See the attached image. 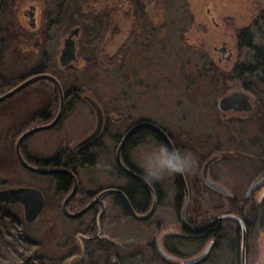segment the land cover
Masks as SVG:
<instances>
[{
	"label": "rangeland",
	"instance_id": "374dc122",
	"mask_svg": "<svg viewBox=\"0 0 264 264\" xmlns=\"http://www.w3.org/2000/svg\"><path fill=\"white\" fill-rule=\"evenodd\" d=\"M164 1H150L145 4L146 13H149V18L145 16V21L147 20L149 29H145L143 47H132L125 60H119L117 52L119 45L124 42L122 34L130 24L119 14L115 16L117 26L114 29L115 34L111 36L113 42L106 51V57L115 58L111 68L107 63H95V66L99 67L80 66L79 73L59 72L56 75L61 80L65 92L72 88L80 93L90 92L108 109L110 127L107 135L101 140V148L97 153L102 169L111 168L114 171L113 157L117 141L111 135L116 136L123 132L125 125L130 121L144 119L167 128L179 140L186 176L192 185H196V190L191 194L189 219L193 222H204L218 215L228 214L229 205L223 198L202 186V166L218 147L217 111L212 103L221 90L216 88L211 79L216 75L217 69L212 73H205L201 63H219L214 48H220L222 43L231 48L238 63H252L250 51L243 50L238 53L235 50V39L237 31L250 27L255 17L264 15V0ZM207 9L214 14L219 27L211 23ZM154 12L158 17L153 16L152 23L150 16ZM152 26L159 28V36L154 43L152 34H149ZM100 33H103L102 29ZM145 41L147 43H144ZM257 44H264L263 35L257 38ZM184 45L188 48L185 49ZM87 54L84 52V57H87ZM153 60L155 65H152ZM181 63H185L187 67ZM24 64L20 67L17 65L9 72L6 81L27 74L28 70L40 63H27L23 66ZM197 76L204 78L197 79ZM190 78L191 83L188 82ZM185 81L189 86L184 85ZM41 84L42 86L30 87L0 103V190L34 187L44 193L47 199L46 208L33 224L24 222V209L21 205H12L4 210L24 224L19 228V232L33 241L35 247L31 251L33 250L40 260L38 264H59L68 254L67 249H61L62 244L71 242L80 229L79 223L62 219L58 206L62 196L55 195L56 192L47 177L26 171L18 163L14 153V144L19 133L46 122H31L36 114L46 112L51 119L57 113L58 98L54 86L48 81ZM11 86L0 82V95ZM43 86L47 88L44 89ZM256 114H259V111ZM256 116L228 114L222 118L219 114L220 160L219 164L215 165L213 174L215 178L219 177L221 185L233 191L234 197L241 205L245 201L244 195L249 185L264 171V131L260 129L259 117ZM93 119L87 104L72 100L66 105L58 126L33 135L24 142V155L28 153L41 160L50 158L57 151H65L93 130ZM182 136L187 139L182 140ZM144 142L146 143L133 154V161L141 170L152 173L160 182L166 198L165 210L170 215L166 223L176 224L172 210L173 199L177 194L174 176L172 171L159 163L163 158L162 151L151 139L146 138ZM32 165L40 167L35 161ZM100 170L98 169L99 173L96 175L101 178L102 183L104 179L102 180ZM261 194V191L256 193L254 199L244 203L245 211L253 207L259 211L255 220L244 216L245 221L252 225L247 237L250 249L248 264H264V201L259 203ZM87 219L88 217L83 219V222ZM107 232L117 245L127 251L124 255L130 258L123 261V264H165L159 259L152 261L148 255L134 257L138 247L140 250L145 249L146 243L154 238V228L150 229L143 224L121 225L111 222ZM236 237L237 228L234 223L224 222L215 250L199 264H236ZM181 250L191 258L203 249L199 244L192 242ZM96 254L97 264H106L103 253Z\"/></svg>",
	"mask_w": 264,
	"mask_h": 264
},
{
	"label": "flooded vegetation",
	"instance_id": "af4514ba",
	"mask_svg": "<svg viewBox=\"0 0 264 264\" xmlns=\"http://www.w3.org/2000/svg\"><path fill=\"white\" fill-rule=\"evenodd\" d=\"M150 1L152 3H159L161 0H0V82L5 83V85H7V83L12 85L9 87L8 91L6 90L0 96L8 93L23 81L38 75H51L58 79L56 74H59V72L68 73L73 71L79 73L80 71L78 68H80V66L92 68L99 67L97 65L95 66V63H107L109 68H111L110 65L113 63V58L106 57V51L109 45H111L113 42V37L111 36L115 34L114 29H116L115 27L117 26L115 16L119 14L123 20L128 21L127 23L130 24L129 28H127L125 33L122 34L124 36H122V41L124 42L119 45L120 49L117 52L119 60H125L128 57L127 55L130 53L129 50H131L132 47L138 48L140 45L143 47L142 43L144 39V33H146L145 29L148 28L146 22L147 20L145 21V16L149 18V13H146L145 4H148ZM207 12L210 15L211 23L216 27H219L211 10L207 9ZM153 16L158 17L157 13L154 12L150 16V22L152 23ZM65 25H67V27H64ZM98 27L100 28L99 32ZM101 29L103 30V33H100ZM248 29H250V34H252L251 50H249L252 53V63H238L233 55V51L226 43H222L220 48H214L219 63H201L202 67L205 68V73H212L213 70L217 69L215 70L216 75L211 77V79H213L212 83L215 84L216 88L221 90V92H219L220 95L217 94L214 103H212L217 111L216 126L218 129V147L214 154L210 156L208 155V159L202 166L201 177L206 163L210 159L214 158V162L208 168V177L213 183L228 191L232 195V198L223 196L219 194V192L208 188V186L204 183L203 178H201L203 182L202 186L207 191L223 198V200H225L231 208H238V199L234 197L235 194L233 191L224 185H221L219 183V177L215 178L213 174V170L217 166L216 164H219L220 160L219 114L222 118H225L228 114L243 116L258 115L259 127L264 131V63H260V61L254 59L255 48L259 47L264 50V44H257V38H261L262 35L264 36V15L255 17L250 27L241 29L239 31L244 32ZM75 30H78V32L76 35L72 36L71 33ZM149 32L150 35L152 34L151 39L152 43H154V40L159 36V28H154L152 26ZM70 38L74 43L73 48H75L76 60L72 61V64L62 67L59 58L61 57L66 41ZM239 39L240 36L237 33L235 39V50H237L238 53L240 52ZM144 43H147V41ZM184 46L185 49L188 48L186 45ZM84 52L88 53L87 57H84ZM22 63H25L23 66H25L27 63L40 64L34 66L31 70H28L27 74L17 77L16 79L14 78L6 81V75L13 71L17 65L20 67ZM155 63L156 62L153 60L152 65H155ZM49 64L51 66L47 67ZM183 65H185V63H183L182 66ZM257 73H260L261 76L257 77ZM196 78L202 79L204 77L198 78L197 76ZM42 82L44 81L41 80L36 82L28 88L33 86H42ZM188 82L191 83V78L188 80ZM188 82L185 81L184 85L189 86L188 84H185ZM51 85L53 84L51 83ZM260 87H262L261 90ZM43 88L46 89L47 87L43 86ZM55 93L57 94L56 91ZM65 95V107L71 103L72 100L82 101L89 106L86 100H84L85 98H91L100 106L104 118V124L100 135L90 144L78 149H74V147L80 143V141L90 136L96 129V116L92 108L89 106L94 117L93 120H95L94 128L84 138H82L80 141H77V143L72 147L65 149V151H57L55 155L51 156L50 158L41 160L35 159L31 155H28L27 152V154L24 155V143L21 147V155H23L24 159L30 165H32V162L35 161L36 163L40 164V167L38 168L51 169L53 171L63 170L65 172H69L67 175L59 174L45 176L47 177L50 185L53 187L54 192H56L55 195L59 197L62 196V201L60 205H58L62 219L70 223L78 222V226L80 228L72 238L71 242H65L62 244L61 249H67L68 254L66 257H63L59 264H64L66 261H68V259L76 256L79 257L81 254L84 255L82 256V260L75 264H97V261L95 260V256L97 255L96 253H103L102 256H104L106 259V264H123V261L130 257L124 255L127 254L125 248H121L119 245H117V243L113 241L112 237L107 232L111 222L121 225H125L126 223L143 224L150 229L154 228L156 231L154 238L151 240V242L146 243L145 249L140 250L141 248L138 247L134 257L148 255L150 258H152V261H154V259H159L165 264H179L176 262L189 259L188 256L185 255L181 250L182 247L184 248L189 243L193 242L195 244H199L202 249H204L208 243H211L215 240L218 244L219 234L221 233V227L223 223L220 225V227L218 225L214 229H207L206 231L200 233H192L184 227L181 220V209L184 203V191L181 189L182 186L178 173L170 170L169 168L168 169L172 171L174 176L173 179L177 191L175 199H173L174 203L172 208L175 219L174 221L176 224H172V222L166 223L170 215L167 213L168 211L165 210L166 198L164 191L162 190V185L152 173L144 172L141 170V167H139L133 161V154L136 152V150H138V148L146 143L144 142L146 138L151 139V142H154L157 148H159L161 151L163 150V157L167 155L173 156L170 149L156 133L151 130H140L131 137L129 142L126 144V147L123 149L121 161L125 165L126 169L133 172L137 175V177L140 178L139 180L131 178L128 174L123 172L116 162V149H118V146L122 141L121 139H123V137L129 130H131V128L145 122L155 125L167 135L177 151L178 158L180 164L183 167V173L188 184L191 204V194H193L196 190V185H192L186 176V168H184L185 165L183 159L181 158L182 152L181 148L179 147V140L176 139L167 128L160 126L156 122L144 119H140L136 122L130 121L129 124L125 125L123 132L116 136L111 135L112 138L117 141V147L114 150L115 154L113 157L114 171L111 168L102 169L100 167V159L97 153L100 150L99 148H101L99 147L101 140L104 139L109 131V123L111 121L108 117V109H105V107L102 106L100 100L90 92L89 94L85 92L80 93L76 91L75 88H72L65 92ZM232 95H236V101L233 102L236 107L244 108L249 106L251 108L250 112H239L232 109H229V111L221 110L219 108L218 102ZM133 110L134 109H132V111ZM257 111H259V114H256ZM53 118L54 117L50 119L46 112H40L39 114H36L31 122L36 120H45L46 122H44V124L35 125L24 129L21 133H19L16 142L23 133L27 132L28 130L31 131L33 128L46 125L51 122ZM186 139V137L182 136V140ZM262 154L264 157V152ZM43 162H45V164H43ZM42 164L44 166H42ZM98 169L102 170H100V173L103 176L102 180L104 179V182H102L103 184L100 183L101 178H98L96 175L99 173L97 172ZM262 178H264V171H261L260 174H258L257 180L251 185L255 184ZM75 179L77 180V192L67 204V209L71 214L79 213L89 203L97 198V196L109 190L120 192L126 198L129 206L121 196L117 194H110L95 204L94 207L83 216L77 219L67 218V216H65L62 212L61 205L74 188ZM95 184L97 185L96 187ZM251 185H249V189L251 188ZM263 190L264 185L258 188L250 197L247 198L244 195L245 199L247 201L252 198L254 199V195L261 191L262 194L259 198V203H261L264 201ZM42 194L44 196V193ZM154 203L156 205L155 211L152 217L147 221L139 222V220L134 218L130 213V210H132L136 213V215L144 216L150 212ZM46 205L47 199L45 197L44 209L46 208ZM227 213L232 214L230 213V209ZM40 216L38 217L40 218ZM86 217H88V219L83 222V219ZM186 220L192 228H198L211 221L212 218L204 222H193L191 219H189L187 212ZM170 228L174 229L171 230ZM77 237H79V239H77ZM216 246L212 245L211 250H209L211 254ZM161 249H163L165 253H167L171 258L167 259L164 257L163 254H161ZM203 261L204 260H202L200 263Z\"/></svg>",
	"mask_w": 264,
	"mask_h": 264
},
{
	"label": "water",
	"instance_id": "95a60500",
	"mask_svg": "<svg viewBox=\"0 0 264 264\" xmlns=\"http://www.w3.org/2000/svg\"><path fill=\"white\" fill-rule=\"evenodd\" d=\"M78 32V30H75L71 33V35H76ZM74 47V43L72 41V39H68L65 43L64 49L62 51L61 57L60 59V64L62 67H66L69 64H72V61H75V48ZM72 67V65H71ZM261 74L257 73V77H260ZM48 81L50 83H52L55 86V91L57 92V97H58V109H57V113L54 116L53 120L51 122H49L46 125L40 126V127H36L30 130H28L27 132L23 133L20 138L18 139V141L15 144V155H16V159L19 162V164L28 172H31L32 174H37V175H44V176H50V175H59V174H65L67 175L69 172H65L63 170H51V169H45V168H37L34 167L33 165H30L29 163H27V161L24 159L21 151V147L22 144L24 143V141L26 139H28L29 137L33 136L36 133H40V132H44V131H48L51 130L53 128H55L62 120L63 115H64V110H65V100H66V95L63 89L62 84L60 83V81L51 76V75H38L35 77H32L26 81H23L21 84H19L18 86H16L15 88H13L12 90H10L8 93H5L4 95L0 96V103L14 97L15 95L18 94V92L20 93L21 91L25 90L26 88H28L29 86L33 85L36 82L39 81ZM243 96V95H242ZM84 100H86V102L89 104V106L92 108L93 112L95 113L96 116V129L93 131V133L88 136L87 138H85L84 140L80 141V143H78L74 149H78L80 147L86 146L88 144H90L91 142H93L101 133L102 128H103V124H104V118H103V113L102 110L100 108V106L91 98H85ZM236 101V95H232L230 97L224 98L222 99L219 103V108L223 111L232 109L234 111H246V112H250V107H244V108H239L236 107L234 105L233 102ZM140 130H151L154 133H156L159 138L162 139V141L167 145V147L170 149L172 155L174 157L178 158V154L176 149L174 148L173 143L171 142V140L167 137V135L158 127H156L155 125L149 124V123H141L133 128H131V130H129L127 132V134L123 137V139H121L122 141L120 142L117 152H116V162L119 166V168L125 172L126 174H128L131 178L137 179L139 180L140 178L137 177L136 174H134L133 172L129 171L128 169H126L125 165L123 164V162L121 161L122 158V152L123 149L126 147V144L129 142V140L131 139V137L137 133ZM214 158L210 159L206 165L204 166L203 169V173H202V177L204 183L208 186V188H210L213 191L219 192V194L226 196L228 198H232V195L227 192L225 189H223L222 187L216 185L215 183H213L209 177H208V168L210 167V165L214 162ZM179 161V158H178ZM180 163V161H179ZM180 182H181V186L184 191V203H183V207L181 209V220L182 223L184 225L185 228L188 229V231L192 232V233H200L203 231H206L207 229H211V228H216V226L226 222V221H230L233 222L237 225L238 231H239V241H240V245H239V259L238 260V264H248L247 263V252H248V228L247 227V223L243 220L242 217L234 215L233 214H223L220 215L216 218H213L211 221H209L208 223H206L205 225L198 227V228H192L187 220V212L189 209V204H190V192L188 189V184L186 181V178L184 176L183 171L181 172H177ZM77 180L75 179V186L72 189V191L70 192V194H68V196L65 198V200L62 203V212L65 216H67V218H71V219H77L81 216H83L84 214H86L89 210H91L95 204H97L100 200H102L104 197L110 195V194H117L119 196H121L123 198V200L127 203V205L129 206V203L127 202L126 198L118 191L115 190H109V191H105L102 194H100L99 196H97V198H95L91 203H89L82 211H80L77 214H71L68 209H67V204L70 202V200L75 196L76 192H77ZM264 185V178H262L261 180H259L258 182H256L255 184L251 185V188L248 190L247 195H245L247 198L250 197L258 188L262 187ZM21 205L24 209V222L28 225L33 224L35 221H37V219L39 218L38 216H40V214L42 213L44 206H45V197L43 196L42 192L39 191L38 189L33 188H15V189H5V190H0V205H8V206H12V205ZM156 205L154 203L153 207L151 208L150 212L144 216H138L136 215L135 212H133L132 210H130L132 216L134 218H136L137 220L140 221H147L149 220L154 211H155ZM130 209V207H129ZM99 234V232H98ZM77 239H79V237H77ZM215 241H212L211 243H208V245H206V247L196 256L189 258V259H185L184 261H177L176 263L179 264H199L202 260H205V258L209 255L211 250L212 245H214ZM161 254H163L164 257H166L167 259H170L171 257L165 253V251L163 249L160 250ZM82 256H84L83 254L73 257L71 259H68V261H66L64 264H75V263H79L82 260Z\"/></svg>",
	"mask_w": 264,
	"mask_h": 264
},
{
	"label": "trees",
	"instance_id": "16d2710c",
	"mask_svg": "<svg viewBox=\"0 0 264 264\" xmlns=\"http://www.w3.org/2000/svg\"><path fill=\"white\" fill-rule=\"evenodd\" d=\"M237 33L240 36L239 50L240 51L251 50L252 34H250L251 33L250 29L244 32L237 31ZM114 59L115 58H113L112 60L114 61ZM254 59H257L258 61H260V63H264V50L259 47L255 48ZM59 81L61 83V80ZM43 164H45V162H43ZM43 164L42 166H44ZM244 203L247 204L246 199ZM244 203L243 205L239 203L238 208L229 207L230 213L242 217L243 220L245 219L244 216L249 217V219L251 220L257 219L259 211L255 207H253L251 210L245 211ZM6 207L9 206L8 205L0 206V264H31V262H34V264H38L40 260L38 259L37 255L33 253V250L31 251V249L35 247L33 241L25 237L21 232H19L20 231L19 228H22L24 224L21 221L13 218L11 215L7 214L4 210ZM246 223H247L246 228H248V232L250 233L251 230L250 227L252 225L249 222ZM234 225L237 228V225L236 224ZM238 238H239V231L237 228V237L235 238L236 241H235V249H234L236 264H238L237 259H239L238 248L240 245V241ZM216 245L217 242L215 240L214 246ZM247 249H248L247 252V258H248L250 249L249 248Z\"/></svg>",
	"mask_w": 264,
	"mask_h": 264
},
{
	"label": "clouds",
	"instance_id": "9594fccd",
	"mask_svg": "<svg viewBox=\"0 0 264 264\" xmlns=\"http://www.w3.org/2000/svg\"><path fill=\"white\" fill-rule=\"evenodd\" d=\"M163 151V150H162ZM159 163L163 166H166L167 168H169L172 171L175 172H181L183 171V167L182 165L179 163L178 158L171 156V155H167L164 156Z\"/></svg>",
	"mask_w": 264,
	"mask_h": 264
}]
</instances>
